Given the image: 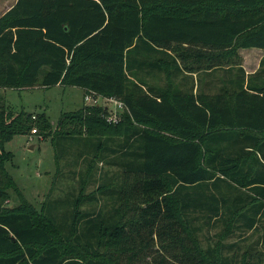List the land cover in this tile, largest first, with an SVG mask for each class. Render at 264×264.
I'll return each mask as SVG.
<instances>
[{"label": "trees", "instance_id": "16d2710c", "mask_svg": "<svg viewBox=\"0 0 264 264\" xmlns=\"http://www.w3.org/2000/svg\"><path fill=\"white\" fill-rule=\"evenodd\" d=\"M246 48L264 50V0H17L0 16V85L79 86L122 100L127 121L110 123L106 107L90 105L64 115L74 127L56 135L83 140L73 164L92 152L87 174L97 159L115 167L98 186L111 188L107 210L84 208L97 197L83 184L61 219L50 199L40 210L27 199L6 207L13 179L10 156L0 155V264H264V249L238 261L223 243L204 248L188 226L192 212L209 222L237 215L245 230L263 223L264 58L259 71L240 67L211 94L148 80L164 64L176 77L224 66ZM5 107L0 96V153L11 136ZM152 122L178 137L140 124ZM229 181L249 192L230 197Z\"/></svg>", "mask_w": 264, "mask_h": 264}, {"label": "rangeland", "instance_id": "374dc122", "mask_svg": "<svg viewBox=\"0 0 264 264\" xmlns=\"http://www.w3.org/2000/svg\"><path fill=\"white\" fill-rule=\"evenodd\" d=\"M15 0H0V15H2ZM264 58V50L258 48H246L239 50V56L234 57L232 62L225 63L224 66H214L212 68L204 67L194 71H183L176 77L168 64H164L162 72H156L151 76L149 81L169 88L181 87L186 91L195 93H214L218 92L220 86L224 85V80L234 77L239 68L242 67L247 73H256L260 70L262 59ZM43 68L40 74L42 77ZM207 81V82H206ZM86 91L79 86L55 85L50 88L44 87L40 81L32 86H1L0 96L6 103V115H12L5 122L10 133V139L4 143L3 151L0 155L9 157L7 163V171L13 179L11 185H6L4 197V205L10 209L20 207L23 199H27L38 210L41 209L44 202L49 200L54 206V213L59 212L58 218L61 219L62 214L71 211L74 200L78 196L79 191L76 189L84 186V192L94 194L91 205L87 202L83 203L84 208L91 210L112 207V200L106 194L108 188L98 190V186L108 177L114 175L116 170L109 162L94 160V175L87 174V163L93 158L92 152L86 153L85 164L81 161L78 166L73 164V152L79 153V148L84 147V142L80 137H72L70 135H57V131L72 129L71 124L61 123L64 115H72L78 113L81 109L88 110L91 102L86 99ZM105 101L100 102L104 105ZM112 109V108H110ZM106 114V120L111 114V110ZM30 114L28 123L30 128L23 129V124ZM125 112L118 115L119 121L125 120ZM32 114V115H31ZM42 114L47 118V128L42 130L38 125L42 121ZM37 115V116H36ZM18 116V117H17ZM37 117L36 119H34ZM17 120H16V119ZM37 121V123H36ZM118 121V122H119ZM127 121V119L125 120ZM137 122V121H135ZM61 123V124H60ZM117 123V122H116ZM143 127L158 133L167 134L178 137L177 132L161 127L158 123H140ZM82 130L89 131L90 128L81 127ZM34 129H38L34 133ZM113 130H108V132ZM112 135H117L115 132ZM262 135V134H261ZM264 135V134H263ZM70 136V137H69ZM92 141H96L92 139ZM33 146V148H32ZM88 148V147H87ZM90 157V159H89ZM89 159V160H88ZM11 161V162H10ZM83 172L75 173L74 169ZM78 171V170H77ZM107 171V173H105ZM91 177V180L89 178ZM56 181L55 185H53ZM228 185L232 186L230 188ZM54 186V187H53ZM111 189V188H110ZM232 189V190H231ZM222 190L226 191L230 197H236L239 192L248 193V188L240 186L234 181H229L223 185ZM107 196H105V195ZM105 197H107L105 199ZM232 200H235L233 198ZM89 202V201H88ZM233 203V202H232ZM230 202V205H232ZM235 209H237L235 207ZM100 210V209H99ZM240 210V209H239ZM236 211V214L239 213ZM125 215L132 214V211L126 210ZM191 229L198 231V236L204 248L214 247L218 244H224L227 247L222 248V252L227 255L237 253L238 261L243 258L249 259L250 254L247 250L255 251V249H264V220L260 227L254 230H245L238 227L237 215H226L224 218L214 219L210 222L207 219V213H191ZM193 219V220H192ZM219 220V221H218ZM59 223V221L57 220ZM237 243L238 250L234 252V248L229 245Z\"/></svg>", "mask_w": 264, "mask_h": 264}, {"label": "built area", "instance_id": "2783aa9c", "mask_svg": "<svg viewBox=\"0 0 264 264\" xmlns=\"http://www.w3.org/2000/svg\"><path fill=\"white\" fill-rule=\"evenodd\" d=\"M85 97L87 100H89V102H91V105H101L100 102L104 100L105 103L102 106L106 107L107 109L112 108L110 109L112 112L111 114H109V117L107 119V121L110 123L118 122V115L123 113L127 109L125 103L122 100L113 96H98L95 92L91 91L88 92ZM34 133H37V129H34Z\"/></svg>", "mask_w": 264, "mask_h": 264}, {"label": "crops", "instance_id": "0c3cea01", "mask_svg": "<svg viewBox=\"0 0 264 264\" xmlns=\"http://www.w3.org/2000/svg\"><path fill=\"white\" fill-rule=\"evenodd\" d=\"M16 2H17V0H15L14 3H13V4H12L7 10H9V9H10V8H11ZM7 10H6V11H7ZM6 11H5V12H6ZM5 12H4V13H5ZM4 13H3V14H4ZM3 14H2V15H3ZM0 16H1V15H0ZM258 50H262V49H259V48H258ZM206 82H207V81H206ZM248 192H249V191H248Z\"/></svg>", "mask_w": 264, "mask_h": 264}, {"label": "water", "instance_id": "95a60500", "mask_svg": "<svg viewBox=\"0 0 264 264\" xmlns=\"http://www.w3.org/2000/svg\"><path fill=\"white\" fill-rule=\"evenodd\" d=\"M32 148H33V146H32Z\"/></svg>", "mask_w": 264, "mask_h": 264}]
</instances>
